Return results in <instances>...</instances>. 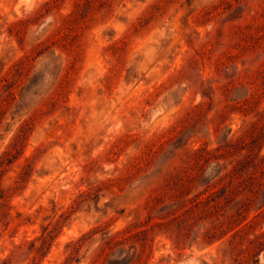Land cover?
Here are the masks:
<instances>
[{"label":"rangeland","instance_id":"1","mask_svg":"<svg viewBox=\"0 0 264 264\" xmlns=\"http://www.w3.org/2000/svg\"><path fill=\"white\" fill-rule=\"evenodd\" d=\"M0 264H264V0H0Z\"/></svg>","mask_w":264,"mask_h":264},{"label":"trees","instance_id":"2","mask_svg":"<svg viewBox=\"0 0 264 264\" xmlns=\"http://www.w3.org/2000/svg\"><path fill=\"white\" fill-rule=\"evenodd\" d=\"M0 101H1V95H0ZM263 206H264V201H263V203H262L261 207H263Z\"/></svg>","mask_w":264,"mask_h":264}]
</instances>
